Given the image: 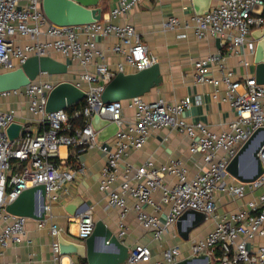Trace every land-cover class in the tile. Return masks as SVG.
I'll return each mask as SVG.
<instances>
[{"label":"built area","instance_id":"2783aa9c","mask_svg":"<svg viewBox=\"0 0 264 264\" xmlns=\"http://www.w3.org/2000/svg\"><path fill=\"white\" fill-rule=\"evenodd\" d=\"M140 1L117 0L109 16L125 17ZM180 26L197 39L215 37L225 45L224 52L211 53L193 62L196 82L224 84L225 98L234 110V118L218 133L211 131L205 123L188 122L182 117L192 105L189 97L173 103L162 99L148 102L135 97L126 100L133 108L131 116L123 114L125 101L102 102L103 87L117 72H136L156 62L129 21L115 23L101 19L89 24L59 26L45 16L42 0H0V72L19 67L33 55L51 56L66 64L72 61L81 69L72 80L66 74L60 78L40 73L24 87L0 91V100L10 96L24 98L30 114L21 124L18 137L11 141L6 129L16 122L17 111L0 110V264H7L1 260L2 250L27 237L26 217L9 214L5 206L24 189L43 185L45 202L42 204L41 193L37 191L36 213L44 212L43 220L51 218V205L69 196L68 185L85 174L84 165L78 161L79 155L92 149H97L104 157L98 188L104 193L108 206L117 210L120 228L117 238L122 242L124 220L130 210L149 238V243L137 242L128 247V257L121 264H173L179 260L178 245L164 250L161 258H154L150 241L161 244L167 234L175 237L172 232L178 221L182 229L190 226L194 214L188 213L181 218L188 211L216 219L213 230L202 239L194 240L191 255L205 249L212 259L214 247L220 246L222 256L218 264H264V241L256 251L245 246L246 241L264 236V171L253 181L238 183L226 171L241 145L257 128L264 126V84H258L253 75H246L243 80L234 79L235 73L225 63L253 29L264 26V2L218 0L205 14L193 15L182 22L170 16L163 22L164 29ZM98 36L115 39L109 50L121 60L112 67L106 63L105 50L97 46ZM242 64L247 66L249 62L242 61ZM90 65L95 66V72L88 70ZM208 65L216 67L220 76H208ZM61 81H70L84 90L85 104L71 113L67 112L68 107L47 113L48 93ZM94 115L116 126L113 136L103 143L98 141L91 124ZM74 119L83 124H71ZM165 127L183 134L189 140L190 155L199 156L201 166L194 175L189 176L179 158H170L159 166L151 159L138 165L130 160L131 150L141 149L154 130ZM62 146L74 149L73 158L78 161L74 167L66 169L60 164ZM258 155L264 168V145ZM253 170L250 166L245 173ZM167 177L173 180L167 181ZM257 190L261 192L248 201L246 210L228 212L216 218L220 193L238 198ZM126 198L133 202L131 209ZM161 213L164 220L159 217ZM76 221V239L84 241L95 225L91 210L81 213ZM58 233V227L51 224L52 251L57 261L62 258L56 241Z\"/></svg>","mask_w":264,"mask_h":264},{"label":"crops","instance_id":"0c3cea01","mask_svg":"<svg viewBox=\"0 0 264 264\" xmlns=\"http://www.w3.org/2000/svg\"><path fill=\"white\" fill-rule=\"evenodd\" d=\"M116 1H99V6L102 8V19H109L115 23L125 21L132 23L140 39L148 46L160 67L161 84L142 96V99L148 102L162 99L165 102L173 103L184 97H189L192 105L183 112L182 117L188 122L205 123L213 132L218 133L221 131L234 118V110L225 98V85L222 83L213 85L211 83L196 82L193 62L211 53L224 52L225 45L223 41L219 40L217 42L218 38L215 37L197 39L191 32H185L182 26L173 30L163 28V22L170 16H175L182 22L195 15L191 0H141L127 16L112 18L109 16V12ZM217 1L212 0L211 6ZM114 42L113 37L103 38L98 36L96 38L97 46L106 52V63L110 67L121 60L119 56L109 50ZM254 48L255 41L250 35L244 44L237 49V52L227 57L225 63L235 73L234 79L243 80L246 75L254 76ZM242 61L249 62V65L244 66ZM67 64L66 77L72 80L81 69L72 61H68ZM88 70L95 72V66L90 65ZM220 73L216 67L206 66L208 76L219 77ZM128 103V101L124 102L123 114L131 116L133 108H130ZM8 109L17 111V123L23 124L30 117L26 110L25 100L15 96L0 100V110ZM114 131L115 127L111 122L96 130L98 141L103 143L109 140ZM188 147L189 140L176 129L160 128L154 130L148 136L141 149L130 151V160L138 165L146 159H151L155 166H159L170 158H179L187 167L189 176H192L199 171L201 161L199 156L192 157L190 155ZM59 151L62 167L72 168L75 166V162L80 160L85 167V174L68 185L69 196H64L51 205V218L46 217L45 220L26 218L24 224L27 231L26 239L24 238L18 243H10L2 250L1 260L7 264H82L81 259L75 255H63L61 260H55L52 251L53 238L50 234V225L55 224L60 233L67 239L79 241L76 239L78 229L76 219L87 210H91L95 221L102 220L115 235L120 231L117 225V210L108 206L104 193L98 188L100 171L104 164L103 154L97 149L87 150L79 155L78 161L75 158L73 163L65 164L70 150L62 146ZM250 166L251 162L248 156L244 155L240 162V170L245 172ZM166 180L172 181L173 179L167 177ZM235 181L240 182L237 179ZM260 192L261 190L246 192L238 198L220 193L217 201L218 208L215 212L216 218L219 219L220 216L228 212L246 210L248 201ZM76 197H79L86 207L74 215L68 214L64 206ZM126 203L131 209L133 202L126 198ZM146 208L152 210L151 207ZM159 217L164 220L163 213ZM124 223L125 233L122 242L125 245L130 247L137 242L149 243L148 236L144 229L138 225L132 210L126 216ZM1 225L0 220V227ZM215 225V218H205L197 223L185 238L178 233L176 225L172 232V234H176L175 237L167 234L166 239L161 244L150 241L151 253L154 258L159 259L164 250L172 245H178L180 259L185 258L191 255V245L194 240L205 237L213 230ZM263 241L264 236H257L253 240L246 241L245 246L250 251H256ZM211 264H218V262L212 258Z\"/></svg>","mask_w":264,"mask_h":264},{"label":"water","instance_id":"95a60500","mask_svg":"<svg viewBox=\"0 0 264 264\" xmlns=\"http://www.w3.org/2000/svg\"><path fill=\"white\" fill-rule=\"evenodd\" d=\"M100 0H42V10L48 20L59 26L83 25L102 19ZM212 0H191L195 15L208 12ZM264 2V0H261ZM255 41L254 48V77L258 84H264V26L250 32ZM219 42V39H217ZM68 72V65L51 56H29L19 67L0 72V91L16 90L34 81L40 73L58 75L62 78ZM162 82L160 67L157 62L148 68L136 72H117L107 81L101 92L104 103L126 101L135 97H142ZM86 96L84 90L70 81L57 83L48 93L45 111L63 110L82 101ZM110 123L98 115H94L91 124L94 130ZM115 127V124L111 123ZM22 125L11 123L6 133L12 141L19 135ZM114 131V132H115ZM264 145V126L257 128L252 135L241 145L235 156L226 166V171L240 182H250L264 171L262 161L258 155ZM247 155L253 172H242L240 162ZM40 191L42 204L45 202L44 186L37 185L24 189L12 202L5 206V211L14 216H23L36 220L44 219V212L36 213V192ZM86 207L79 197H76L64 206L68 214L74 215ZM195 216L194 221L186 229H182L180 221L177 223L178 233L184 238L189 231L200 221L206 218L201 212L188 211ZM60 255H75L85 259L87 264H121L128 257V246L121 242L115 233L102 220L95 221L94 229L84 241L67 239L61 233L56 237ZM173 264H211V257L202 249L197 255H189L177 260Z\"/></svg>","mask_w":264,"mask_h":264},{"label":"trees","instance_id":"16d2710c","mask_svg":"<svg viewBox=\"0 0 264 264\" xmlns=\"http://www.w3.org/2000/svg\"><path fill=\"white\" fill-rule=\"evenodd\" d=\"M84 104H85V100L83 99L82 101H80V102H78V103H76V104H74V105L69 106V107L67 108V112H68V113H71L73 110L83 107ZM71 124H74V125H78V126H79V125H82L83 122H82L81 120H76V119H74V120H71ZM73 150H74V149H71V150H70L71 152H70L68 158L66 159L65 164L73 163V161H74V158H73V157H74V156H73L74 151H73ZM56 162H57V160H56ZM221 256H222V250H221L220 246H215L214 249H213V257H212V258H213L216 262H219ZM81 263H82V264H86L85 259H81Z\"/></svg>","mask_w":264,"mask_h":264},{"label":"rangeland","instance_id":"374dc122","mask_svg":"<svg viewBox=\"0 0 264 264\" xmlns=\"http://www.w3.org/2000/svg\"><path fill=\"white\" fill-rule=\"evenodd\" d=\"M22 99H24V98H22ZM14 161H12L11 163H13Z\"/></svg>","mask_w":264,"mask_h":264},{"label":"bare ground","instance_id":"6f19581e","mask_svg":"<svg viewBox=\"0 0 264 264\" xmlns=\"http://www.w3.org/2000/svg\"><path fill=\"white\" fill-rule=\"evenodd\" d=\"M64 148V147H63Z\"/></svg>","mask_w":264,"mask_h":264}]
</instances>
